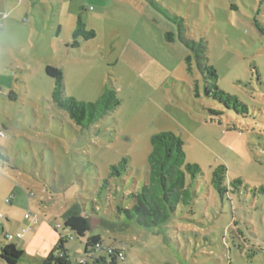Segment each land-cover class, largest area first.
<instances>
[{
	"label": "rangeland",
	"instance_id": "rangeland-1",
	"mask_svg": "<svg viewBox=\"0 0 264 264\" xmlns=\"http://www.w3.org/2000/svg\"><path fill=\"white\" fill-rule=\"evenodd\" d=\"M156 1L172 18L142 0H0L19 4L9 19L19 26L0 36V228L13 236L0 234V250L15 245L18 264L50 257L70 234L63 216L76 203L91 220L87 237L124 243L125 264H264V0ZM175 15L196 53L179 41ZM80 16L95 37L74 45ZM204 56L247 118L206 97ZM49 65L63 70L68 97L91 103L114 92L120 106L89 128L75 125L52 101ZM162 132L201 167L192 208L153 229L124 218L121 228L105 225L146 182L151 139ZM124 159L126 174L110 178ZM218 167L231 190L224 199L211 183ZM87 237L68 242L71 264H80Z\"/></svg>",
	"mask_w": 264,
	"mask_h": 264
},
{
	"label": "trees",
	"instance_id": "trees-1",
	"mask_svg": "<svg viewBox=\"0 0 264 264\" xmlns=\"http://www.w3.org/2000/svg\"><path fill=\"white\" fill-rule=\"evenodd\" d=\"M142 1L165 18H172V15L165 11L156 0ZM172 21L178 27L177 37L179 41L196 53L197 44L190 41L183 33L185 31L183 20L175 15ZM86 29L87 26L80 16L74 33V45L78 44L79 39L88 41L95 37L94 31H87ZM175 38L174 33L166 34V39L171 43L175 41ZM202 59L204 63L200 64V70L205 78L206 97L216 101L227 111L234 112L239 117L247 118L249 116L248 106L238 97L227 94L219 88L216 70L205 63L207 59L205 56ZM192 61L193 57L188 56L187 62L190 69ZM45 72L48 77L54 80L53 103L58 109L66 112L75 125L79 127L89 128L95 125L120 106V101L114 92L106 93L98 101L91 103L79 102L70 98L66 95L63 70L49 65ZM13 95V92L10 93L9 99L12 100ZM210 113L215 116L222 115V112L215 110H211ZM151 145L152 152L148 159L149 169L146 182L139 191L131 192L127 196L131 200L130 205L117 206L111 213H107L103 220L105 225L121 228L115 222L124 218L136 222L142 228L153 229L168 224L180 206L192 208L195 198L191 189L202 175L201 167L198 164L186 162L184 142L172 132H162L153 136ZM127 168L128 161L126 159L118 165H113L110 178L123 177L128 170ZM189 179L192 182L190 186L188 185ZM211 183L221 199H224L231 192L227 185V171L224 167H218L213 171ZM231 186L233 189H238L239 186H242V182L239 179L234 180L231 182ZM102 189L109 191V180L104 181ZM63 218L64 231L70 234L60 237L54 251L42 264H71L67 248L68 242L74 236L85 238L92 230L91 220L80 203H76L68 209ZM1 233L3 234L4 231L1 230ZM106 240L101 234L88 236L80 264H125V244L122 243L123 247H121V242L115 238L109 237V244L106 243ZM0 258L6 264H18L23 258V253L18 251L13 244H4L1 245Z\"/></svg>",
	"mask_w": 264,
	"mask_h": 264
},
{
	"label": "crops",
	"instance_id": "crops-1",
	"mask_svg": "<svg viewBox=\"0 0 264 264\" xmlns=\"http://www.w3.org/2000/svg\"><path fill=\"white\" fill-rule=\"evenodd\" d=\"M142 2H144V1H142ZM18 8H19V4H17V6H16L14 4L10 5V4H7L5 2H0V36L3 34L6 35L8 33V31L19 26V23L16 20H14L13 22L9 20L11 16L17 15L16 10H18ZM2 14H5L8 17L3 18ZM10 93H12V92L10 91ZM1 230L4 231V228L1 227Z\"/></svg>",
	"mask_w": 264,
	"mask_h": 264
},
{
	"label": "built area",
	"instance_id": "built-area-1",
	"mask_svg": "<svg viewBox=\"0 0 264 264\" xmlns=\"http://www.w3.org/2000/svg\"><path fill=\"white\" fill-rule=\"evenodd\" d=\"M2 16H3V18H6L7 17L5 14H2ZM7 202H9V200H7ZM25 218L30 219L31 217H30V215H26ZM34 223H36V224L40 223V219L37 218ZM0 234H2L1 233V230H0ZM3 235H4V238L6 240H9V239H12L13 238V236H10L9 237L8 235H5L4 233H3ZM19 238H20V236H19Z\"/></svg>",
	"mask_w": 264,
	"mask_h": 264
}]
</instances>
